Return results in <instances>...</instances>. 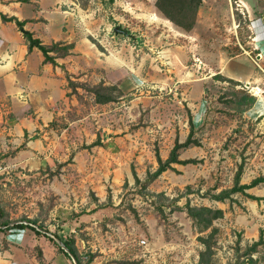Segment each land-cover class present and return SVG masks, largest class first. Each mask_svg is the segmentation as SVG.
<instances>
[{"label": "rangeland", "instance_id": "obj_1", "mask_svg": "<svg viewBox=\"0 0 264 264\" xmlns=\"http://www.w3.org/2000/svg\"><path fill=\"white\" fill-rule=\"evenodd\" d=\"M75 1L90 6L86 13L100 6L93 14L101 21L95 36L111 49L117 68L97 72L100 82L117 84L123 95L99 104L78 88L75 105L35 135L46 132L52 144L45 153L57 158L50 164L28 156L0 162V211L11 220L37 219L49 231L63 226L82 264H197L203 249L197 237L209 230L198 232L177 207L188 201L221 208L223 217L213 221L214 264L234 262L238 239L244 248L264 238V182L247 190L259 201L241 193L232 201L210 196L233 185L240 165L242 183L264 174L261 12L251 20L237 0H203L194 25L184 30L166 21L155 0ZM115 26L124 33H115ZM245 93L255 97L252 104L237 102ZM189 116L199 144L182 149L180 158L197 162L173 164L175 170L140 189L131 168L143 181L157 167L155 150L164 159L177 135L186 138ZM97 137L102 146L88 148ZM108 190L111 205L92 210L108 202ZM6 243L0 233V247ZM28 247L40 264L43 249L58 251L45 237ZM254 257L264 264V245Z\"/></svg>", "mask_w": 264, "mask_h": 264}, {"label": "crops", "instance_id": "obj_2", "mask_svg": "<svg viewBox=\"0 0 264 264\" xmlns=\"http://www.w3.org/2000/svg\"><path fill=\"white\" fill-rule=\"evenodd\" d=\"M237 1L249 19L260 12L264 17V0L257 4L253 0ZM99 9L96 6L86 13L90 6L82 8L75 0H0V13L22 21L23 28L42 43L62 41L74 45L70 54L55 59L57 65L45 62L37 47L28 49L15 21L0 17V162L28 156L50 164L52 158H57L45 153L51 150L52 141H45L46 132L41 137L35 135L37 130L46 131L70 105H75L73 94H68L66 73L73 81L91 80L95 84L100 82L97 71L116 70L117 60L111 49L104 47L95 36L101 21L93 14ZM104 84L112 83L104 81ZM22 144L23 148L17 150ZM13 149L14 157L10 153ZM29 230H13L5 236L7 243L0 247V264H40L28 246H34L36 241L40 243L44 236L36 239ZM43 262L73 264L64 253L44 249Z\"/></svg>", "mask_w": 264, "mask_h": 264}, {"label": "trees", "instance_id": "obj_3", "mask_svg": "<svg viewBox=\"0 0 264 264\" xmlns=\"http://www.w3.org/2000/svg\"><path fill=\"white\" fill-rule=\"evenodd\" d=\"M112 2L113 0H107ZM203 0H155L154 5L159 13L173 25L182 28L184 30L192 27L197 19L198 10L202 4ZM0 17L5 21H15L17 27L22 31L25 41L27 43L28 49L32 47H37L44 56L45 62H50L53 65H57L56 58L65 57L71 53L73 49V43H65L62 41L52 42L50 44H44L40 39L33 36V33L27 31L23 28V22L19 21L15 17H7L4 14L0 13ZM99 46V45H98ZM101 49V47L99 46ZM53 54H50V53ZM68 87L70 88L69 95L75 94L79 96L77 91L78 88H82L85 91L91 93L94 96V101L99 104H106L112 101L117 100L123 95L122 90L117 84H104V82H99L94 85H88L85 82L73 81L70 78V75L66 73ZM234 81L233 79H229ZM236 82V81H234ZM238 84V83H236ZM241 98V100H240ZM255 101V97L249 93H245L239 97L237 102H248L252 104ZM188 126L189 131L186 138L183 141L179 140L178 135L175 137L172 147L170 148L166 158H162L158 150H155V159L157 162V167L154 171L147 170L146 177L143 181L140 180L134 168H131V173L134 179V182L140 185V189L145 190L147 186L155 180L161 173L168 169L175 170L173 164H188L197 162L194 158L181 159L180 151L184 148L190 147L192 145H198L199 141L193 137L194 135V123L192 117H188ZM21 147L24 144L20 145ZM19 146V148H20ZM93 146H102L101 140L97 137L94 141L87 145L88 148ZM59 163L57 166L60 167ZM54 173H52L53 175ZM242 166H239L235 176L233 185L229 188H224L218 193H214L210 196L211 199L217 201H232L233 194L241 193L246 197L259 201L261 197L254 194L248 193L247 190L253 187H256L260 183L264 182V174H261L257 177H254L249 183L241 182ZM126 184V181H125ZM108 202L97 205L92 210H97L98 208H106L111 205V195L110 190H108ZM183 208L188 217L192 220L193 225L197 228L198 232L202 233L208 231L206 235H199L197 239L203 245V249L198 253V263L197 264H214V240L217 233V228L213 225V221L223 217L224 212L221 208H212L205 205H191L188 201L185 203ZM25 222H15L16 220H11L4 216V213L0 211V233L4 236L11 233L13 230H23L30 229L36 236L46 237L58 251L64 253L69 258L71 256L75 259L76 264H82V258L78 251V248L75 244V239L71 234H61L64 227H58L54 231H49L44 227L37 219H18V221ZM13 222V224H10ZM49 233V234H48ZM56 239L62 241L68 252H66L57 242ZM239 239L237 240L235 246V260L232 263L228 264H261L257 257H254L255 253H258L259 247L264 245V238L260 234L258 239L252 243L246 245V247L241 248ZM41 255V251H39ZM71 255V256H70ZM93 258L91 255L87 261ZM72 259V258H71Z\"/></svg>", "mask_w": 264, "mask_h": 264}, {"label": "water", "instance_id": "obj_4", "mask_svg": "<svg viewBox=\"0 0 264 264\" xmlns=\"http://www.w3.org/2000/svg\"><path fill=\"white\" fill-rule=\"evenodd\" d=\"M114 31H115V33H124V31L122 30V29H120L118 26H115L114 27ZM15 222H25V221H15ZM26 223V222H25ZM10 224H13V222H10ZM49 234V233H48ZM56 242L66 251V252H68V249L66 248V246H65V244L62 242V241H60V240H58V239H56ZM69 253V252H68ZM71 256V255H70ZM71 258H72V261H73V263L74 264H76V261H75V259L71 256Z\"/></svg>", "mask_w": 264, "mask_h": 264}, {"label": "built area", "instance_id": "obj_5", "mask_svg": "<svg viewBox=\"0 0 264 264\" xmlns=\"http://www.w3.org/2000/svg\"><path fill=\"white\" fill-rule=\"evenodd\" d=\"M0 170H1V167H0ZM144 242H145L144 240L141 241V243H144Z\"/></svg>", "mask_w": 264, "mask_h": 264}]
</instances>
